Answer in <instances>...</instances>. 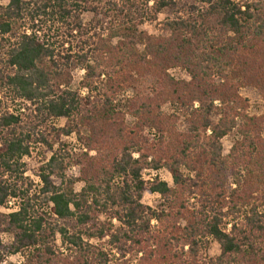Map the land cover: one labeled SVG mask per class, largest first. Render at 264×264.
<instances>
[{
	"label": "trees",
	"instance_id": "16d2710c",
	"mask_svg": "<svg viewBox=\"0 0 264 264\" xmlns=\"http://www.w3.org/2000/svg\"><path fill=\"white\" fill-rule=\"evenodd\" d=\"M8 1L0 207L19 209L0 215V264H264V110L252 116L241 94L251 87L264 101V0ZM156 23L159 35L144 30ZM73 134L87 149L81 193L66 179L71 154L51 142ZM34 153L36 191L24 164ZM164 168L172 185L145 179Z\"/></svg>",
	"mask_w": 264,
	"mask_h": 264
},
{
	"label": "rangeland",
	"instance_id": "374dc122",
	"mask_svg": "<svg viewBox=\"0 0 264 264\" xmlns=\"http://www.w3.org/2000/svg\"><path fill=\"white\" fill-rule=\"evenodd\" d=\"M1 5L7 6L9 4V1H2L0 2ZM168 12H164L160 18H159V23L165 21L168 17ZM91 20H93L92 16L86 15L84 17V22L85 23H89ZM148 24L144 27V30L149 33L150 35H159L158 32V24ZM102 27L96 23L94 26V29L96 31L93 32V34H100L102 32ZM107 35V34H106ZM67 38L64 37V40H66ZM66 48H68V46H66ZM85 72H79V73H75L74 74V83H73V88H78L79 83L81 78L84 76ZM173 74L175 75L176 78H182L185 79L186 78V74L183 73L180 70L174 71ZM242 96L245 99H248L250 101V113L251 115H261L263 110H264V101L262 99V97L260 96L259 92L254 89V88H245L242 90L241 92ZM132 95V92H128L127 94H125V97H123V102L125 103V101ZM1 99V97H0ZM127 121L129 125H134L136 123V121L131 117L128 116L127 117ZM67 125V121L65 120H61L59 122L56 123V126L58 128H64ZM84 132V130H82V133ZM51 142H53L55 144V149L53 152H58L59 150L62 149L61 152H66V153H70L71 154V158H70V164L71 167H69L66 171V179L68 181H74L76 182L75 185V191L77 193H81L82 189L84 188V183L82 181H80V179L82 178L81 175V170L82 167L78 164V159L80 158V156H82L84 153L87 152V149H85V147L83 146V144H81L76 136V134H73L70 137H65L62 136L60 139H57L55 137V135H52L51 137ZM232 142H233V137H228L223 141V146H224V150H225V155L229 154L231 147H232ZM64 147V148H63ZM38 152V151H36ZM53 153H51V151H48V153L46 154L47 156V160H50L52 157ZM91 156H95L96 153L92 152L90 154ZM24 164H25V172H26V178H29V180H32L34 183V189L33 191L39 190L40 188H42V182L41 179L39 178V173H40V167L42 166V162L40 161V158H38L37 154L34 153L32 157L30 158H26L24 160ZM159 177L160 180L167 182L168 184L172 185L173 184V179L172 176L169 172V170L167 168L162 169L160 172H147L145 175V179L146 180H153L156 177ZM53 182L55 183V185L57 187H61L63 184V180L54 176L52 178ZM12 204V206H11ZM143 204L152 208H158L159 206H161L162 202H161V198L158 195H150V194H145L143 197ZM19 206L15 201H10L8 206L6 208L4 207H0V215L1 214H11L13 212L18 211ZM101 221L102 222H107V219L105 217H101ZM115 224H117V221H115ZM9 237H5V240L7 242H10L9 239H7ZM59 247L61 246V241H59L58 243ZM61 251L63 253H65V248H61ZM208 255L211 258H217L221 255V248L219 246V244L216 241H212L211 246L209 248L208 251ZM242 257V256H239ZM23 262H25V258L22 255H15V256H10L6 259V263L5 264H22ZM136 263V261H135Z\"/></svg>",
	"mask_w": 264,
	"mask_h": 264
},
{
	"label": "built area",
	"instance_id": "2783aa9c",
	"mask_svg": "<svg viewBox=\"0 0 264 264\" xmlns=\"http://www.w3.org/2000/svg\"><path fill=\"white\" fill-rule=\"evenodd\" d=\"M11 206H12V204H11Z\"/></svg>",
	"mask_w": 264,
	"mask_h": 264
}]
</instances>
